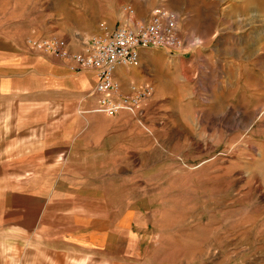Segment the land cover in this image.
<instances>
[{
	"label": "rangeland",
	"instance_id": "1",
	"mask_svg": "<svg viewBox=\"0 0 264 264\" xmlns=\"http://www.w3.org/2000/svg\"><path fill=\"white\" fill-rule=\"evenodd\" d=\"M120 1L122 12L129 5L148 19L160 9L173 13L185 47L147 48V63L141 57L128 70L145 76L153 95L144 111L121 112L140 126L100 124L94 136H104L106 149L114 150L100 160L122 164L129 157L131 167L128 176L116 171L100 178L92 189L99 201L82 204L92 205L107 220L103 231H111L106 242L98 239L100 253L108 248L100 258L112 257L114 264H264V0ZM0 13L18 21L23 33L78 30V0H0ZM54 16L62 24H43ZM239 62L242 80L236 81ZM164 63L174 84L157 90ZM156 98L161 102L154 106Z\"/></svg>",
	"mask_w": 264,
	"mask_h": 264
},
{
	"label": "crops",
	"instance_id": "2",
	"mask_svg": "<svg viewBox=\"0 0 264 264\" xmlns=\"http://www.w3.org/2000/svg\"><path fill=\"white\" fill-rule=\"evenodd\" d=\"M120 5V0H78V30L71 26L64 33L57 28L44 35L33 28L23 33L18 21L0 17V264H114L112 257L100 258L108 248L104 245L100 253L97 245L100 236L106 242L111 233L103 231L107 220L103 223L92 205L82 204L99 201L92 189L100 178H113L116 171L128 176L131 167L129 157L122 164L116 160L117 166L112 158V164L100 160L114 150L106 149L104 136H94L100 124L118 130L140 124L135 116L121 112L113 116L93 112L98 96L90 95L92 72L79 71L71 60L34 51L26 41L60 37L71 53H79L81 43L103 33V27L112 31L123 24ZM148 17L135 15L137 21ZM62 20L48 17L43 24L57 27ZM139 54L147 63V48ZM168 65L164 63L156 74L157 90L162 83L174 84ZM241 76L239 62L235 80L241 81ZM144 78L125 68L114 74L122 94L129 93L131 83H150ZM158 102L156 98L154 106ZM81 110L88 113L82 115ZM123 153L131 152L126 148ZM109 225L114 229L113 222Z\"/></svg>",
	"mask_w": 264,
	"mask_h": 264
},
{
	"label": "built area",
	"instance_id": "3",
	"mask_svg": "<svg viewBox=\"0 0 264 264\" xmlns=\"http://www.w3.org/2000/svg\"><path fill=\"white\" fill-rule=\"evenodd\" d=\"M124 25L90 36L82 42L79 53H71L61 38H30L27 45L34 51L58 59L71 60L79 71H91L94 87L90 95L98 96L93 112L113 116L122 111L134 113L142 102L153 95L150 83H131L129 93L122 94L114 74L118 68L129 69L139 64L141 48H158L169 52H183L185 42L177 30V19L168 10L154 12L147 21H135L134 9L123 8Z\"/></svg>",
	"mask_w": 264,
	"mask_h": 264
}]
</instances>
